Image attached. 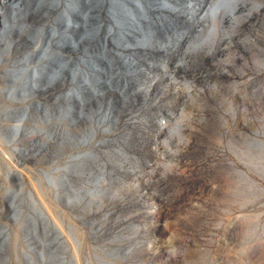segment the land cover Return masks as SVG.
Segmentation results:
<instances>
[{"label": "rangeland", "instance_id": "374dc122", "mask_svg": "<svg viewBox=\"0 0 264 264\" xmlns=\"http://www.w3.org/2000/svg\"><path fill=\"white\" fill-rule=\"evenodd\" d=\"M55 1L0 2V264H264V0Z\"/></svg>", "mask_w": 264, "mask_h": 264}, {"label": "water", "instance_id": "95a60500", "mask_svg": "<svg viewBox=\"0 0 264 264\" xmlns=\"http://www.w3.org/2000/svg\"><path fill=\"white\" fill-rule=\"evenodd\" d=\"M224 0H217V3L216 4H219L220 2H223ZM85 2V6L86 7H91V6H96L97 8H98V16L100 15V14H102L103 13V15H104V17H107V15H110V13H109V11H111V9H112V7H113V5L114 6H116L115 7V11H114V13L113 14H115L114 16L116 17V16H120L121 14H124L125 16L124 17H126L127 18V12L125 11V10H123L122 9V7H125V5L123 6V5H119L115 0H103V1H99V0H86V1H84ZM77 6H81L80 4L78 5V4H75V5H72V7H69V10H73V11H76V12H78L77 11ZM127 7V6H126ZM130 9V8H129ZM65 10H63V12L61 11H59L58 13H55L54 14V17H58V18H62V17H64V15H65ZM136 15H137V12L134 10L133 11ZM79 13V12H78ZM88 13V12H87ZM80 14V13H79ZM44 15H46V14H44ZM81 15V14H80ZM82 16V15H81ZM84 19H85V21H84V24L83 25H81V27L79 28V30H77L76 32L78 33V35H77V37L75 38V43H76V45H75V47L73 48V49H70V51H76L77 50V48H78V44H79V42L80 41H83V39H90V42H88V46H86L85 47V50H86V52L85 53H87V54H89V55H91V56H94V57H97L98 59H101V56L99 55V54H97V53H94V49H93V46L95 47L96 46V44L97 43H99V45H101V35H102V33L104 32V30H106V28H107V25H106V27H104L103 28V22H101L102 24H101V27L99 28L100 30L99 31H97L96 32V29H97V26L99 25V21H101V19H100V17L99 18H97V23L96 24H92V23H88V21H87V17H86V15H83L82 16ZM114 17V18H115ZM107 19V18H106ZM128 19V18H127ZM115 20H116V18H115ZM128 21V20H127ZM126 22V19L122 22H119V21H116V24L118 25V26H122L123 25V23H125ZM129 22V21H128ZM140 31V30H139ZM116 32V31H115ZM140 32H143V26H142V31H140ZM148 32V31H147ZM29 34L32 36V37H34V36H37L38 34H36V33H33V32H29ZM114 35H117V33H114L111 37H113ZM117 36H119V35H117ZM49 37L51 38L52 36L50 35V33H49ZM119 37H121V36H119ZM35 39V38H34ZM57 39H59V37L57 38ZM90 43V44H89ZM91 45V46H90ZM102 46V45H101ZM66 50H69V49H66ZM44 52H45V48H44ZM43 52V53H44ZM47 54H49V55H51V56H53V58H56V59H58V60H63V58H65V56H63V57H61V56H57L54 52H52V51H50V50H47L42 56H43V59L45 58H47ZM38 57H40V55L38 56ZM119 69V68H118ZM36 71H37V69H35ZM38 73V72H37ZM80 74H82V72L80 73ZM79 77H81V79H82V76L80 75ZM88 77V76H87ZM112 78L113 77H116L115 75H113V76H111ZM77 79V76L76 75H73L72 77H71V80L73 81V82H75L76 83V81H78V80H76ZM87 79V78H86ZM116 79H117V77H116ZM83 80V79H82ZM56 80L55 79H50V80H48L45 84H47V83H53L54 85L56 84V82H55ZM104 82H105V79L103 80ZM117 81H119V79H117ZM106 83V82H105ZM106 84H108V83H106ZM110 85V84H109ZM73 92H75V90H73ZM94 92V91H93ZM94 94V93H93ZM67 95H70V93L68 92L67 93ZM78 102L79 103H81V100L79 99L78 100ZM38 104L36 103V106H34V109H36V110H38V111H40V109L43 107L42 105L39 107V106H37ZM18 118H19V114L18 115H16L15 117H13V119H12V121H14L15 123L16 122H18L17 120H18ZM48 122H50L49 120H47ZM75 121H76V119L74 120V119H71L70 120V123H75ZM91 121V124H93V120L91 119L90 120ZM31 123V122H30ZM33 123H35L36 124V121H33L32 122V124ZM10 130V129H9ZM94 131V127H93V125H91V129H90V132L92 133ZM10 135H13L14 136V133H12V130L10 131Z\"/></svg>", "mask_w": 264, "mask_h": 264}, {"label": "bare ground", "instance_id": "6f19581e", "mask_svg": "<svg viewBox=\"0 0 264 264\" xmlns=\"http://www.w3.org/2000/svg\"><path fill=\"white\" fill-rule=\"evenodd\" d=\"M1 2V5L3 6H9L11 9H12V19L15 20L16 18V12L17 11H21L22 13H26L25 10L21 9V2L20 0H12L11 3H6L5 1H0ZM138 3V2H137ZM139 4V3H138ZM137 4V5H138ZM58 6L60 5V2L59 0H56L55 3H53V6ZM65 4H62V6H64ZM24 11V12H23ZM0 17H1V14H0ZM0 23H1V18H0ZM12 26H8V28H11ZM51 33L55 34L56 33V30L54 28L51 29ZM34 72V71H32ZM26 114H27V109L22 107V113L21 115H19V118H18V122H16L15 124V127L12 128V133H14V135H17L19 133L20 130H22L21 128V124L22 122L25 120V117H26Z\"/></svg>", "mask_w": 264, "mask_h": 264}]
</instances>
